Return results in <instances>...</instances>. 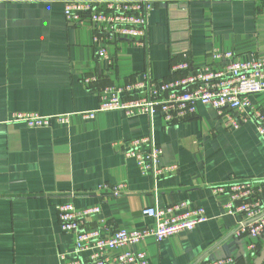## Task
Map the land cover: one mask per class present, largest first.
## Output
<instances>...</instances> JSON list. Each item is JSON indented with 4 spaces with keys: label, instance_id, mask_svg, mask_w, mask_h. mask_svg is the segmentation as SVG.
Returning a JSON list of instances; mask_svg holds the SVG:
<instances>
[{
    "label": "crops",
    "instance_id": "1",
    "mask_svg": "<svg viewBox=\"0 0 264 264\" xmlns=\"http://www.w3.org/2000/svg\"><path fill=\"white\" fill-rule=\"evenodd\" d=\"M66 1L0 0V264H60V254L70 259L75 236L60 228L57 214L66 201L76 208L98 205L87 224L105 235L107 226H154L144 207L203 206L208 219L192 230L142 241L149 264H253L264 239L239 233L240 215L226 213L228 194L216 190L233 178H263L264 141L252 122L233 128L228 114L209 105L173 123L159 112L150 118L107 110L91 119L81 112L98 106L108 84L170 76L171 63L184 53L195 68L216 67L214 48L240 59L264 58L262 1L151 0L145 43L108 44L111 63L98 55L90 27L65 19ZM250 98L264 111V91ZM15 112L67 115L68 121L32 128L12 121ZM150 130L162 149L160 164L173 166L157 180L124 155L131 139ZM120 182L125 186L116 196L97 188Z\"/></svg>",
    "mask_w": 264,
    "mask_h": 264
},
{
    "label": "built area",
    "instance_id": "2",
    "mask_svg": "<svg viewBox=\"0 0 264 264\" xmlns=\"http://www.w3.org/2000/svg\"><path fill=\"white\" fill-rule=\"evenodd\" d=\"M261 1L264 13V0ZM152 9L151 0H69L64 3L63 14L69 23L86 25L93 30L92 41L97 45L98 55L111 63L106 49L108 44L118 39H128L139 45L145 43ZM210 59L216 67L209 64L195 68L184 53L181 60L171 63L168 77L144 78L121 86L108 84L102 90L98 106L81 114L91 119L97 112L121 110L129 116L145 114L151 118L159 112L166 122L173 123L196 115L199 105H209L218 115L228 114L233 128L252 122L264 141V111L256 108L250 98L264 91V58L240 59L233 51L214 48ZM94 79V74L85 76L83 82L89 84ZM12 121L40 128L50 126L52 121L66 123L68 116L15 112ZM124 155L135 161L141 174L153 180L173 167L160 164L162 149L152 130L131 139ZM124 186L123 182L101 183L97 188L116 196L123 192ZM216 190L228 194L226 213L240 215L239 233L263 240L264 176L257 181L233 178L227 188L219 186ZM99 212L98 205L76 208L70 201L57 205L60 228L75 236L73 256L68 259L60 254V264H149L146 251L140 248L147 237L160 242L173 234L192 230L208 219L203 206L190 207L186 201L165 207L148 206L141 212L154 219V226L143 230L107 226L109 234L105 235L87 224V219ZM229 261L220 260L217 264Z\"/></svg>",
    "mask_w": 264,
    "mask_h": 264
},
{
    "label": "water",
    "instance_id": "3",
    "mask_svg": "<svg viewBox=\"0 0 264 264\" xmlns=\"http://www.w3.org/2000/svg\"><path fill=\"white\" fill-rule=\"evenodd\" d=\"M253 264H264V248L262 249L260 254L257 256Z\"/></svg>",
    "mask_w": 264,
    "mask_h": 264
}]
</instances>
